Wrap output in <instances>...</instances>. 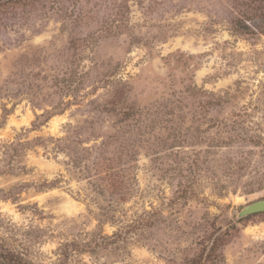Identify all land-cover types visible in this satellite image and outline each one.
Instances as JSON below:
<instances>
[{
    "label": "rangeland",
    "instance_id": "rangeland-1",
    "mask_svg": "<svg viewBox=\"0 0 264 264\" xmlns=\"http://www.w3.org/2000/svg\"><path fill=\"white\" fill-rule=\"evenodd\" d=\"M263 28L264 0H0V264H264Z\"/></svg>",
    "mask_w": 264,
    "mask_h": 264
},
{
    "label": "water",
    "instance_id": "water-1",
    "mask_svg": "<svg viewBox=\"0 0 264 264\" xmlns=\"http://www.w3.org/2000/svg\"><path fill=\"white\" fill-rule=\"evenodd\" d=\"M264 212V198L257 199L244 205L238 212L239 217L248 216L254 213Z\"/></svg>",
    "mask_w": 264,
    "mask_h": 264
},
{
    "label": "trees",
    "instance_id": "trees-1",
    "mask_svg": "<svg viewBox=\"0 0 264 264\" xmlns=\"http://www.w3.org/2000/svg\"><path fill=\"white\" fill-rule=\"evenodd\" d=\"M263 29H264V28H263ZM263 29H262V30H263ZM261 180H264V175H262Z\"/></svg>",
    "mask_w": 264,
    "mask_h": 264
}]
</instances>
